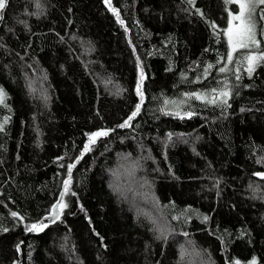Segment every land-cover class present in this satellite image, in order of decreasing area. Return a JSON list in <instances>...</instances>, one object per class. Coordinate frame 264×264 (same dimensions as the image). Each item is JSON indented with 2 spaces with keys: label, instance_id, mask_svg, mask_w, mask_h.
<instances>
[{
  "label": "trees",
  "instance_id": "obj_1",
  "mask_svg": "<svg viewBox=\"0 0 264 264\" xmlns=\"http://www.w3.org/2000/svg\"><path fill=\"white\" fill-rule=\"evenodd\" d=\"M236 9L229 0H7L0 264H264V59L249 73L242 49L228 67ZM256 27L264 54V5ZM98 132L107 135L90 143ZM139 146L166 228L129 198L143 189L123 200L110 180L118 154L139 161Z\"/></svg>",
  "mask_w": 264,
  "mask_h": 264
},
{
  "label": "rangeland",
  "instance_id": "obj_2",
  "mask_svg": "<svg viewBox=\"0 0 264 264\" xmlns=\"http://www.w3.org/2000/svg\"><path fill=\"white\" fill-rule=\"evenodd\" d=\"M231 3H234L237 7L236 11H230L229 12V18H228V24L227 27L225 29V37L228 43V56L229 54H231V61L229 62V66L230 68L235 67V60H236V53L239 50H246V55L245 57H243L242 59H240V64L242 62H245V66L246 68H249V63L247 60L248 56H255V57H261V55H264L261 51H260V44L258 43L257 45L254 44H250L249 47H244V48H239L237 47L235 51H233V45L229 44L228 41V33L227 30L229 28L233 29V34H234V42H235V33L237 28L240 25V22L237 20H233V16L238 15L239 14V3L238 0H229ZM264 4H259L257 3L255 5V7L252 9V16H251V22L255 25V39L259 42L258 38H257V27H256V22H257V11L258 8ZM247 15V13H246ZM228 60V58H227ZM229 61V60H228ZM259 61L256 60L254 65ZM253 65V66H254ZM233 67V68H234ZM224 73V71H222ZM143 76V75H141ZM224 93V92H222ZM187 103V99H182V100H177L172 101L171 105H174L178 108L186 105ZM138 152H139V161H135V159L133 157H130L128 155H123V154H118L117 160L114 163V165L110 168V180H112L111 182L113 183L116 191L120 194L119 196L122 197V199H127V197L130 195L129 193L131 191H133L134 189H143L144 190V194H146V196H143L144 194H140V195H132L129 196V198L134 202V204L136 206H140V203L138 200H141V215H143L142 211H145V216L146 218L154 223L157 227V225H159L158 227H163L166 228L165 224L163 223V218L160 216V214L158 213V211H156V209L154 207H152V199H153V195L152 194H147V187H148V183L144 180V177H141V170L143 171V169L141 168V163H139L140 161L143 162L145 160H147L149 157L148 156H141V146H139L138 148ZM126 181V184H125ZM126 185V186H125ZM139 185V187H138ZM143 196V197H142ZM147 197V198H146ZM148 206V209H147ZM147 211H149L148 213H151L152 216H150ZM182 242H180V250H185V251H189L186 247L188 246V243H184L181 244ZM181 251V256H180V260L181 262H187V260H189V258L187 256H185ZM190 262V260L188 261Z\"/></svg>",
  "mask_w": 264,
  "mask_h": 264
},
{
  "label": "snow or ice",
  "instance_id": "obj_3",
  "mask_svg": "<svg viewBox=\"0 0 264 264\" xmlns=\"http://www.w3.org/2000/svg\"><path fill=\"white\" fill-rule=\"evenodd\" d=\"M105 2L110 3V0H105ZM238 3H239V14L233 16V20H237L240 22V25L235 33V42H234L233 29L229 28L227 30L228 41L230 45H233V51H235L237 47L239 48L249 47L250 44H254L258 46L259 42L255 39V25L251 22V16H252V9L255 7V5L257 3L264 4V0H238ZM6 4H7V0H0V10H3ZM113 11H115V9H113ZM231 59H232L231 54H229L228 60L231 61ZM258 59H264V57H255V56L247 57L249 63V68H248L249 73L253 71V65L255 61ZM223 70L224 69H222V71ZM142 79L143 76H141V80ZM137 91L138 93L140 92L139 87L137 88ZM221 95L227 96L228 93L224 92L221 93ZM4 99H5V94L3 93V90L0 89V103H3ZM141 99H143L142 93H141ZM138 112H139V105L137 106L136 113H133V117ZM129 119H131V117ZM124 126H127V122L125 123V125H121V127ZM102 135H107V132L94 133L93 136L90 138V143H94L95 138ZM85 150L87 151L88 149L86 148ZM65 191H67V187L65 188ZM59 207L63 208L66 207V205L60 204ZM13 215H15V213H13ZM43 227H46V225L42 226L39 224H32L31 226L28 227V231H42Z\"/></svg>",
  "mask_w": 264,
  "mask_h": 264
},
{
  "label": "water",
  "instance_id": "obj_4",
  "mask_svg": "<svg viewBox=\"0 0 264 264\" xmlns=\"http://www.w3.org/2000/svg\"><path fill=\"white\" fill-rule=\"evenodd\" d=\"M185 116H189L188 113L184 114ZM59 215V210H58V203H56L53 207V213H52V219H56L57 216Z\"/></svg>",
  "mask_w": 264,
  "mask_h": 264
},
{
  "label": "bare ground",
  "instance_id": "obj_5",
  "mask_svg": "<svg viewBox=\"0 0 264 264\" xmlns=\"http://www.w3.org/2000/svg\"><path fill=\"white\" fill-rule=\"evenodd\" d=\"M66 254V253H65Z\"/></svg>",
  "mask_w": 264,
  "mask_h": 264
}]
</instances>
